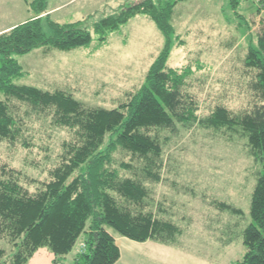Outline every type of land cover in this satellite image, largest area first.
Returning a JSON list of instances; mask_svg holds the SVG:
<instances>
[{
  "label": "rangeland",
  "instance_id": "1",
  "mask_svg": "<svg viewBox=\"0 0 264 264\" xmlns=\"http://www.w3.org/2000/svg\"><path fill=\"white\" fill-rule=\"evenodd\" d=\"M58 1L46 0L42 15L48 13L59 23L81 20L92 32L94 21L140 0H77L48 12ZM237 1L231 6L230 0H184L173 8L174 39L167 65L190 67L182 89L196 102L199 117L218 105L241 114L256 102L257 70L246 66L245 58L249 47L256 48L264 26V0ZM26 16L22 0H0V27L23 22ZM162 45L163 36L154 22L137 14L102 43L93 36L87 46L68 51L39 47L17 55L23 76L15 82L60 89L88 106L115 107L139 88ZM12 103L21 117V129L16 140H0V164L17 170L20 183L34 192L50 178L63 142L71 140L72 133L54 125L50 115L31 110L26 114L24 104ZM240 131L180 123L175 130H150L161 145L160 157L151 166L158 180L145 174L142 159L122 150L113 153L111 167L121 177L140 181L147 190L137 208L181 230L173 243L164 244L153 239L137 242L109 229L120 249L115 264H238L244 252L241 233L250 220V196L260 169ZM120 162L131 167L120 168ZM218 202L240 209L241 214L219 208ZM84 239L81 235L68 254L55 258L48 248L40 247L27 264H71ZM12 246L0 234V247L9 255Z\"/></svg>",
  "mask_w": 264,
  "mask_h": 264
},
{
  "label": "trees",
  "instance_id": "2",
  "mask_svg": "<svg viewBox=\"0 0 264 264\" xmlns=\"http://www.w3.org/2000/svg\"><path fill=\"white\" fill-rule=\"evenodd\" d=\"M184 0H140L92 23V32L83 21L59 23L45 12L46 0H30V18L0 32V140L14 141L20 134L21 117L12 100L38 115H50L51 122L71 130L72 139L63 142L59 164L50 178L30 192L19 181V172L0 164V234L12 242L9 255L0 247V264H27L40 247L54 258L68 254L84 235L83 248L71 264H115L120 249L109 229L128 239H153L170 244L181 233L171 221L161 219L137 206L147 190L131 177H121L111 167L113 153L122 150L142 159L145 174L160 157L161 145L152 129H176L198 124L204 128L241 130L249 153L260 164L250 196L249 222L241 233L244 252L238 264H264V26L257 35L256 48L249 47L245 64L257 70L253 83V108L233 114L222 105L206 116L196 114L197 104L182 87L191 73L189 66L174 68L167 59L174 39L171 15L177 2ZM231 6L238 4L230 0ZM264 7V2L262 3ZM137 14L149 17L163 36V45L153 59L139 88L115 107L88 106L73 95L55 89L15 82L23 76L16 59L39 47L68 51L87 46L93 36L98 42ZM129 169V163L120 162ZM133 205V207H132ZM221 209L241 214L224 202Z\"/></svg>",
  "mask_w": 264,
  "mask_h": 264
},
{
  "label": "crops",
  "instance_id": "3",
  "mask_svg": "<svg viewBox=\"0 0 264 264\" xmlns=\"http://www.w3.org/2000/svg\"><path fill=\"white\" fill-rule=\"evenodd\" d=\"M22 1H23L24 4L26 5V14H27V16L24 17V18H22L23 20H20V21H24V20L30 18L31 15H32V13L29 14V9L27 8V6H28V2H29L30 0H22ZM75 1H77V0H60V1H58L57 3H55L53 6H51L50 8H47V10H48V12L59 11V10H61L63 7L70 5L71 3H74ZM13 25H15V24H14V23H11V24H8V25L1 26V27H0V32L9 29V28L12 27Z\"/></svg>",
  "mask_w": 264,
  "mask_h": 264
},
{
  "label": "built area",
  "instance_id": "4",
  "mask_svg": "<svg viewBox=\"0 0 264 264\" xmlns=\"http://www.w3.org/2000/svg\"><path fill=\"white\" fill-rule=\"evenodd\" d=\"M255 2H260L261 0H254Z\"/></svg>",
  "mask_w": 264,
  "mask_h": 264
}]
</instances>
